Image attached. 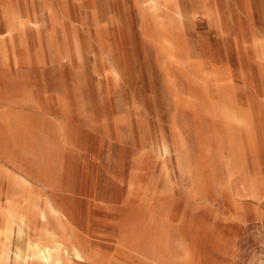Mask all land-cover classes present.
Returning <instances> with one entry per match:
<instances>
[{"label":"rangeland","instance_id":"rangeland-1","mask_svg":"<svg viewBox=\"0 0 264 264\" xmlns=\"http://www.w3.org/2000/svg\"><path fill=\"white\" fill-rule=\"evenodd\" d=\"M0 264H264V0H0Z\"/></svg>","mask_w":264,"mask_h":264}]
</instances>
